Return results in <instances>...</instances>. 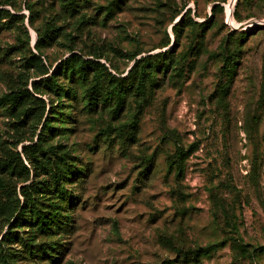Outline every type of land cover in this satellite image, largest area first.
I'll list each match as a JSON object with an SVG mask.
<instances>
[{
	"label": "rangeland",
	"instance_id": "rangeland-1",
	"mask_svg": "<svg viewBox=\"0 0 264 264\" xmlns=\"http://www.w3.org/2000/svg\"><path fill=\"white\" fill-rule=\"evenodd\" d=\"M231 1L90 0L72 13L68 0H0V98L42 83L38 43L51 72L72 55L98 62L84 82L58 77L62 94L41 86L42 121L0 109V176L19 154L29 180L6 184L56 212L46 232L0 219L2 264H264V0ZM148 55L143 89L117 87ZM35 143L70 166L63 194L34 175L23 148Z\"/></svg>",
	"mask_w": 264,
	"mask_h": 264
},
{
	"label": "trees",
	"instance_id": "trees-1",
	"mask_svg": "<svg viewBox=\"0 0 264 264\" xmlns=\"http://www.w3.org/2000/svg\"><path fill=\"white\" fill-rule=\"evenodd\" d=\"M70 12L74 13L76 8L82 9L89 5L90 0H68ZM78 2V4H76ZM126 0H123L125 4ZM87 3V4H86ZM214 13L222 12L223 8L217 5L213 8ZM195 25L194 22H190ZM203 28V35L199 38L196 47L192 50V55L195 58L190 65V71L195 69L196 60L204 53L206 43L204 29L206 26L200 25ZM246 34V33H243ZM39 56L34 55L33 61L34 65L32 67L36 68V73L39 77H44L33 84V92L28 89H21L18 91H13L11 93L5 94L0 98V109H6L9 112V116L15 120L18 124H23L25 121H36L43 120L46 113V105L43 99L38 97L42 93L41 86L48 89L50 93L62 94L65 92L63 86L57 84L58 77H65L70 79V85L74 84V81H86L89 73L97 70L98 62L91 60H84L76 55L70 56L68 59L60 63L58 70L51 72V69L42 63L41 52L43 45L39 43L36 45ZM164 54H158L155 58H162ZM154 57L148 55L145 58H141L136 61L133 66L129 69L127 76L125 78H118L116 80L117 87H123L124 84L130 78L139 79L140 89H143L144 85L150 74L155 71V67L152 66V60ZM43 84V85H40ZM74 89L70 88L67 95L73 94ZM121 91H123L121 89ZM74 95V94H73ZM100 103V95L97 89L93 88L89 94L88 106L96 107ZM125 104V102H124ZM134 135H138V128H133ZM107 135L102 133L97 138L98 140L102 137L105 138ZM33 143V141H31ZM41 144V143H40ZM40 144L35 143L28 145L23 148V154L27 161L31 165L34 171V175L38 177V172L44 171L48 176H50V182L47 185L48 195L63 194L65 185L73 184L72 171L70 166L66 164L62 159L51 161V159L46 158V153L40 148ZM121 146L126 147V143L122 142ZM17 162L14 164L7 165L5 168L7 173L6 177L0 176V189H4L5 201L0 200V219L6 222V226L17 225L21 227L23 223H29L36 227L40 232H46L49 230L55 221V213L52 211L50 213L39 212L35 206V202L31 195L29 194V187H21L20 195L24 198L23 202L19 199V195L16 190H11L6 184L9 182V178L15 173L16 175H25V179L29 180L30 170L24 165L23 160L20 155L17 154ZM74 176V175H73ZM56 211V210H55ZM5 226V227H6ZM7 240V234L3 235L1 241ZM0 264L1 261H0Z\"/></svg>",
	"mask_w": 264,
	"mask_h": 264
},
{
	"label": "built area",
	"instance_id": "built-area-1",
	"mask_svg": "<svg viewBox=\"0 0 264 264\" xmlns=\"http://www.w3.org/2000/svg\"><path fill=\"white\" fill-rule=\"evenodd\" d=\"M229 4L230 3H228V6H229ZM228 6H226L225 7V9H226V23H227V25H230L231 27H233V28H239V27H234L233 25H232V23L230 22L231 21V16H233V14H231V16L229 17V14H228Z\"/></svg>",
	"mask_w": 264,
	"mask_h": 264
},
{
	"label": "bare ground",
	"instance_id": "bare-ground-1",
	"mask_svg": "<svg viewBox=\"0 0 264 264\" xmlns=\"http://www.w3.org/2000/svg\"><path fill=\"white\" fill-rule=\"evenodd\" d=\"M234 1V0H233ZM231 6V5H230ZM229 8V7H228ZM228 14H229V17L231 16V14H232V10H228ZM231 18V23H233L234 22V20H233V16H231L230 17Z\"/></svg>",
	"mask_w": 264,
	"mask_h": 264
},
{
	"label": "water",
	"instance_id": "water-1",
	"mask_svg": "<svg viewBox=\"0 0 264 264\" xmlns=\"http://www.w3.org/2000/svg\"><path fill=\"white\" fill-rule=\"evenodd\" d=\"M232 1L230 0V2L229 3H231Z\"/></svg>",
	"mask_w": 264,
	"mask_h": 264
}]
</instances>
